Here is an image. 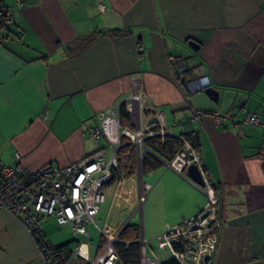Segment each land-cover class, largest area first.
I'll list each match as a JSON object with an SVG mask.
<instances>
[{
	"label": "crops",
	"instance_id": "crops-1",
	"mask_svg": "<svg viewBox=\"0 0 264 264\" xmlns=\"http://www.w3.org/2000/svg\"><path fill=\"white\" fill-rule=\"evenodd\" d=\"M3 13L11 28L7 34L0 30L3 163L14 162L19 153L20 162L35 170L65 166L101 148L108 155L107 141L96 140L90 131L99 125L101 110L117 107L132 94L136 79L141 98L134 113L142 127L151 109L171 133L198 135L201 170L213 185L221 221L218 246L207 264H264V126L244 121L255 113L264 122V0H0V18ZM107 28L130 32L100 35L79 48L86 35ZM205 80L219 91L216 102L201 89ZM213 111H229L230 117L216 124ZM133 171L101 186L102 200L105 187L114 184L118 190L102 225L97 221L100 227L112 230L142 213L148 197L144 193L138 204V193L151 184L142 181L137 160ZM155 188L150 208L160 206L159 221L149 228L145 221V230L136 223L143 237L163 234L207 201L203 191L170 167ZM47 222L61 225L53 216L42 219L48 242L72 249L65 264H91L72 255L88 238L55 237L46 231ZM91 227L93 260L103 236L93 226L100 237L92 252ZM168 258L160 251L162 262ZM42 259L20 217L0 209V264H42Z\"/></svg>",
	"mask_w": 264,
	"mask_h": 264
},
{
	"label": "built area",
	"instance_id": "built-area-1",
	"mask_svg": "<svg viewBox=\"0 0 264 264\" xmlns=\"http://www.w3.org/2000/svg\"><path fill=\"white\" fill-rule=\"evenodd\" d=\"M137 49L141 51L142 45L139 44ZM132 86L134 89L132 94L121 101L120 105L99 112V125L90 131V135L96 140L104 137L111 150L108 155L105 149L101 148L65 166L45 164L35 170L27 169L20 162L19 153H15V161L10 164L0 160V209L18 215L34 236L37 233L42 234V219L53 216L58 225H67L75 235L88 238L87 241H79L72 255L91 264H117L118 261L114 243L127 222L110 230L108 227H100L95 217L103 198L101 186L111 177L112 169L118 164V150L122 142H128L137 149L136 159L141 162L147 151L143 144L146 136L155 134L163 136L171 133L160 113L151 109L150 117L157 118L153 123L154 128L149 129L148 125L141 126L140 118L134 113L135 103L141 98L136 79H132ZM121 105H124L131 117L129 121L135 127L122 124L119 113ZM212 115L216 124H221L230 117V112L221 114L213 111ZM195 117L197 118L198 115L195 114ZM244 121L261 123L264 126V122H261L255 113L247 115ZM165 164L178 172L189 164H195L200 170L203 181L202 185L196 187L205 193L207 201L195 215L168 226L163 234L158 235L157 251L152 250L151 256L147 255L145 238L141 233L140 264H164L160 259V251L166 248L170 252V258L176 259L180 264H205L204 257L209 255L211 260L217 249L218 231L221 225L217 216V198L213 185L201 170L198 149L188 140H183L181 149ZM149 188L150 185L147 184L141 186L138 204L144 200L145 190ZM91 224L97 227L103 236V243L93 260L90 259L88 252ZM42 260V264L49 263V258L44 254Z\"/></svg>",
	"mask_w": 264,
	"mask_h": 264
},
{
	"label": "trees",
	"instance_id": "trees-1",
	"mask_svg": "<svg viewBox=\"0 0 264 264\" xmlns=\"http://www.w3.org/2000/svg\"><path fill=\"white\" fill-rule=\"evenodd\" d=\"M6 14L3 13L0 18V30L6 34L11 30L5 22ZM130 30L125 28H107L95 30L86 35L79 44V48L85 47L88 43L94 41L100 35L110 37H121L129 34ZM120 119L123 125L129 124V114L124 106H120ZM129 126V125H128ZM183 140H188L192 146L198 147L199 138L197 133H166L165 135H152L144 138V145L147 152L141 160V169L143 175L162 165L161 161H169L181 149ZM136 153L134 147L128 142H122L118 150V164L111 171V177L107 182L117 181L134 173L136 167ZM140 229L138 224L127 222L121 229L117 240L114 243L118 255L117 264H140L141 262V244ZM36 242L41 252L49 258L48 264H65L71 256V248L68 243L53 245L44 237L43 234L37 233ZM103 243V241H102ZM102 245V244H101ZM164 264H180L174 258H168Z\"/></svg>",
	"mask_w": 264,
	"mask_h": 264
},
{
	"label": "rangeland",
	"instance_id": "rangeland-1",
	"mask_svg": "<svg viewBox=\"0 0 264 264\" xmlns=\"http://www.w3.org/2000/svg\"><path fill=\"white\" fill-rule=\"evenodd\" d=\"M102 142H104V139L101 138L100 139ZM109 151V149H107V152ZM166 170H168V167H166L165 165H161L160 167L154 169V170H151L150 172H148L147 174L143 175V179L142 181L144 182H148L152 185H150V188L145 190L146 192V195L148 197L147 199V203L145 204V207L143 206L142 208V213L139 214L137 213L136 215L133 216L132 218V223H138V222H141V225L143 226V230H145V221L147 223V228H149V225H156L158 224V221H159V216L158 214L160 213V206L157 205L156 208H150V202L152 201V198H153V193L156 192V185H157V181H159L162 177V173L165 172ZM126 185V184H125ZM159 186V185H158ZM157 186V187H158ZM155 188V189H154ZM118 189L117 187H115V185H110V186H107L104 188L103 193H104V200H102L100 202V211H99V215H97L95 218L96 220L98 221L99 224L102 225L106 215L108 212V209H109V204H110V201H111V197H113V192H116ZM155 190V191H154ZM154 191V192H153ZM145 208L147 209L145 211ZM155 211L157 213H153L152 212ZM140 212V211H139ZM126 214H129V211L126 212ZM140 215H141V219H140ZM182 220V219H181ZM47 224V225H46ZM45 224L46 226V231L48 232H51V231H54L55 233V237L57 236H60V235H66V237L68 238H74L73 236V231H71V229L66 226V225H62L60 229H58L56 227L55 224H53L52 222L48 224V222ZM57 224V223H56ZM90 226L91 227V234H92V252H94V248L98 242V239L100 237V234L98 231H96L94 229V225L91 224ZM81 235L78 236V238H80ZM145 238V246L147 247V255L148 256H151L153 253H152V248L154 250H157V245H158V240H157V237L156 236H153V237H149V236H144ZM70 244L73 245L75 244L74 241H70ZM152 247V248H151ZM151 253V254H150ZM94 255V253H93ZM161 255H162V258L163 259H166L168 257H170V252L168 251V249H162L161 250Z\"/></svg>",
	"mask_w": 264,
	"mask_h": 264
},
{
	"label": "water",
	"instance_id": "water-1",
	"mask_svg": "<svg viewBox=\"0 0 264 264\" xmlns=\"http://www.w3.org/2000/svg\"><path fill=\"white\" fill-rule=\"evenodd\" d=\"M189 45H191L195 49L198 48V45L196 43H194L193 41H190ZM202 88H203V92L206 93V95L212 101L216 102L218 100L219 91L216 88H214L213 86H211L210 83L208 82V80H205L203 82V86L201 87V89ZM156 121H157V118L155 116H152V117H150L148 119L147 125L149 126V129H153L154 128V124L153 123L156 122ZM183 170H186L185 174H182ZM178 173H180V175H182L186 179H188V181L190 183H193V185H195V186L196 185L200 186L203 183L200 170L198 169V167L195 164H189V165L186 166V168L183 167ZM209 260H210V256L206 255L204 257L203 262L206 264Z\"/></svg>",
	"mask_w": 264,
	"mask_h": 264
}]
</instances>
